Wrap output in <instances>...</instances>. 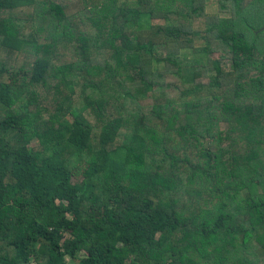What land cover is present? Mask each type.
Instances as JSON below:
<instances>
[{
	"label": "trees",
	"instance_id": "trees-1",
	"mask_svg": "<svg viewBox=\"0 0 264 264\" xmlns=\"http://www.w3.org/2000/svg\"><path fill=\"white\" fill-rule=\"evenodd\" d=\"M216 6L0 0V264H264V0Z\"/></svg>",
	"mask_w": 264,
	"mask_h": 264
},
{
	"label": "rangeland",
	"instance_id": "rangeland-1",
	"mask_svg": "<svg viewBox=\"0 0 264 264\" xmlns=\"http://www.w3.org/2000/svg\"><path fill=\"white\" fill-rule=\"evenodd\" d=\"M217 0H206V11L207 13H216L217 12V6H216ZM149 18V17H146ZM150 19V18H149ZM188 50H184L183 54H188ZM68 262H71L69 258H67Z\"/></svg>",
	"mask_w": 264,
	"mask_h": 264
}]
</instances>
